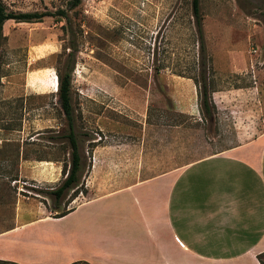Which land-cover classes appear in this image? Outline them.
<instances>
[{
    "label": "rangeland",
    "instance_id": "rangeland-1",
    "mask_svg": "<svg viewBox=\"0 0 264 264\" xmlns=\"http://www.w3.org/2000/svg\"><path fill=\"white\" fill-rule=\"evenodd\" d=\"M1 1L14 12L51 16L10 20L2 29L0 231L11 227L19 201H39L54 216L87 199V184L96 192L109 186L115 164L120 170L137 163L125 156L141 149L144 136L150 167L169 170L234 146L245 130L243 111L264 109V0H200L212 80L230 117L214 123L204 120L188 78L177 76L196 75L200 64L190 0H81L73 8L71 0ZM71 66L83 169L79 186L54 201L49 193L63 182L70 152L56 70ZM185 106L194 115L177 111ZM22 164L46 170L48 178L36 181Z\"/></svg>",
    "mask_w": 264,
    "mask_h": 264
},
{
    "label": "crops",
    "instance_id": "crops-1",
    "mask_svg": "<svg viewBox=\"0 0 264 264\" xmlns=\"http://www.w3.org/2000/svg\"><path fill=\"white\" fill-rule=\"evenodd\" d=\"M187 83L196 90L191 80ZM217 93L212 94L216 117L230 119L221 110L228 106ZM177 111L194 115L187 106ZM243 113L245 130L238 132L234 146L169 170L159 164L150 167L149 138L144 136L141 149H131L125 156L137 163L120 170L114 163L109 186L96 192L91 181L86 186L89 197L63 217L54 218L39 201H19L11 227L0 231V260L17 264H261L264 109L247 107ZM115 151L111 147L112 161L119 159ZM21 167L36 181L48 178L38 166Z\"/></svg>",
    "mask_w": 264,
    "mask_h": 264
},
{
    "label": "trees",
    "instance_id": "trees-1",
    "mask_svg": "<svg viewBox=\"0 0 264 264\" xmlns=\"http://www.w3.org/2000/svg\"><path fill=\"white\" fill-rule=\"evenodd\" d=\"M81 0H71V7H76L80 4ZM191 9V16L194 19L195 30L197 36V42L199 43V58L200 64L198 66V72L194 76H184L180 72H177V76L191 79L196 87L197 96L199 99V105L201 113L204 116V120L209 123H214L217 121L216 114L217 109L212 100V94L217 90L214 87L212 80L213 71L209 65L210 59L208 58L204 46V34L202 30V22L200 15V0H190L189 2ZM63 13V12H62ZM51 14L48 12H14L8 10L6 6L0 0V48L1 43L4 39L2 29L3 25L7 21H15L17 23H35L40 22L44 17H49ZM70 57L71 54L69 53ZM70 62V60L68 59ZM67 61V62H68ZM68 62V64H69ZM73 62V59H71ZM208 62V63H207ZM71 73L72 66L61 71L56 70L57 76V98L61 109V112L67 123V134L65 136L68 142L69 152V163L63 166V173L65 174L64 180L59 187L52 190L49 194L53 197L54 201H58L62 196L71 190L77 188L80 184V175L82 172V157L79 152L78 140L76 138L74 130V113L71 104ZM70 210H63L61 212H56L53 216L54 218H60L68 213ZM264 255L259 256V261L264 264ZM0 264H17L9 261H1ZM78 264V263H75Z\"/></svg>",
    "mask_w": 264,
    "mask_h": 264
}]
</instances>
